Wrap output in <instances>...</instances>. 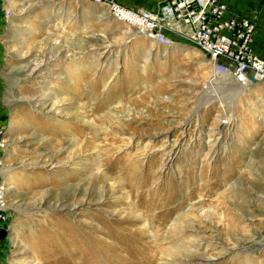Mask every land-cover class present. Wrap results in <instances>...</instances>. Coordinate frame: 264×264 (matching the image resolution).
I'll list each match as a JSON object with an SVG mask.
<instances>
[{"label":"rangeland","instance_id":"rangeland-1","mask_svg":"<svg viewBox=\"0 0 264 264\" xmlns=\"http://www.w3.org/2000/svg\"><path fill=\"white\" fill-rule=\"evenodd\" d=\"M170 27L164 47L91 0L2 1L0 264H264V81L210 82Z\"/></svg>","mask_w":264,"mask_h":264},{"label":"built area","instance_id":"built-area-1","mask_svg":"<svg viewBox=\"0 0 264 264\" xmlns=\"http://www.w3.org/2000/svg\"><path fill=\"white\" fill-rule=\"evenodd\" d=\"M91 1L105 6L117 22L134 28L164 47L173 43L164 29H171L170 25L187 27L190 41L212 62L215 73L229 74L243 85L252 82L249 76L256 82L264 81V58L253 47L257 23L230 12L223 1L164 0L154 13L124 5L118 0ZM5 194V187L0 183V227L7 219Z\"/></svg>","mask_w":264,"mask_h":264},{"label":"crops","instance_id":"crops-1","mask_svg":"<svg viewBox=\"0 0 264 264\" xmlns=\"http://www.w3.org/2000/svg\"><path fill=\"white\" fill-rule=\"evenodd\" d=\"M119 1V0H118ZM162 1H164V0H162ZM161 1V2H162ZM227 3H228V7H241L242 6V8L243 9H245V8H249L251 5H252V2H250V1H243V2H239L238 0H225ZM120 2V1H119ZM160 2V3H161ZM120 3H122V2H120ZM122 4H124V5H128V6H131V7H135V6H133V5H129V4H125V3H122ZM152 5L153 4H155L156 5V3H151ZM137 8V7H136ZM158 11V8L156 7V12ZM235 13V12H234ZM235 14H237V15H241V16H244L243 14H240V13H235ZM246 17H248V16H246ZM250 18V17H249ZM252 19V18H251ZM253 20H254V18H253ZM259 20L261 21H263V23H264V14L259 18ZM259 20H258V22H259ZM255 21V20H254ZM256 23H257V25H258V22H257V20L255 21ZM187 30H188V28L187 27H185ZM261 35H262V40H260L261 39ZM253 47H254V49H255V51H256V53L258 54V55H260L262 58H264V28H261V29H259V28H256V30H255V36L253 37Z\"/></svg>","mask_w":264,"mask_h":264},{"label":"bare ground","instance_id":"bare-ground-1","mask_svg":"<svg viewBox=\"0 0 264 264\" xmlns=\"http://www.w3.org/2000/svg\"><path fill=\"white\" fill-rule=\"evenodd\" d=\"M165 30V29H164ZM172 41V40H171ZM173 42V41H172ZM211 62V61H210ZM211 64H212V62H211ZM212 68H213V66H212ZM217 75H220V74H217V73H215L213 70H212V78L210 79V82H213V81H215L216 80V76ZM229 74H223V75H221V76H228ZM114 231H117L115 228H114ZM113 231V232H114ZM111 232H112V230H111ZM133 234H135V231L133 230V228H124V232L122 233V235H121V239H122V241H123V243H127L128 241H130V243H131V247H132V250H128V252H132L133 253V249H135V247H137L136 245L138 244V242L137 243H135V244H133ZM136 234H139V233H136ZM87 248V247H86ZM87 250H88V248H87ZM86 252V251H85Z\"/></svg>","mask_w":264,"mask_h":264},{"label":"water","instance_id":"water-1","mask_svg":"<svg viewBox=\"0 0 264 264\" xmlns=\"http://www.w3.org/2000/svg\"><path fill=\"white\" fill-rule=\"evenodd\" d=\"M249 78H250V80H251L252 82H256V80L253 79L252 77L249 76ZM5 233H6L5 228L0 227V237H3V236L5 235Z\"/></svg>","mask_w":264,"mask_h":264}]
</instances>
